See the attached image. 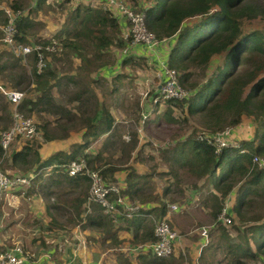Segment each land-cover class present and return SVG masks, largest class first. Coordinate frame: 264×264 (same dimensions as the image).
<instances>
[{"label": "trees", "instance_id": "16d2710c", "mask_svg": "<svg viewBox=\"0 0 264 264\" xmlns=\"http://www.w3.org/2000/svg\"><path fill=\"white\" fill-rule=\"evenodd\" d=\"M131 1L135 4L139 3V0ZM147 1L148 3L142 5L141 8L145 14L147 26L158 38L171 39L167 55L168 64L177 69L182 85H188L193 79L194 73L199 69H207L216 56L225 54L222 61L207 76L205 83L189 93L187 97L167 99L166 107L157 115L164 117L168 123H176L179 121L175 116L176 109L188 114H201L205 126L213 131L239 125L248 117L254 120L256 134L250 139L242 138L239 141L241 146L231 144L223 146L218 151L214 143L198 138V132L195 131L185 136V139L175 142L171 150L165 149L163 152V156H169L172 171L177 172L178 165H180L198 178L206 177L214 184L216 191L204 193L203 202L210 207L215 220L222 212L228 195L239 185L231 213H236L241 220H244V208L249 203V198L258 193L264 195V166H259L254 160L256 156L264 155V30L244 31L241 22L244 18L260 15L264 17V0ZM41 3L42 0H38V5ZM78 3L72 13L71 20L62 25L55 33L54 38H45L44 43L55 41L58 45L78 50L83 47L82 41L87 40L96 48L98 51L96 55L99 57H103V51L110 47L120 50L130 47L132 36L125 32L118 16L100 4L80 1ZM12 6L16 10L21 8L17 3H13ZM134 8L136 9V7ZM5 14V10L0 9V21H7L8 17ZM190 18H194V20H189ZM16 23L15 37L20 42L27 41V27L30 24L28 16L22 14ZM117 60L119 61L118 57L114 62L116 63ZM146 62V56L134 53L125 54L121 61L123 65H130L133 68L144 66ZM106 63L105 65H108L113 62ZM5 65L8 63L5 64L0 60V71L6 68ZM11 65L15 66V63H11ZM32 74L39 94L35 98L24 100L22 108L28 107L29 111H34L39 107L37 109L50 110L64 117L67 116V119L76 117L73 109L55 101L53 89L56 86L62 87L61 79L64 76H59L51 66H46L43 70H39L35 66ZM124 75L127 74L119 73L114 78L121 80ZM65 77L67 84L79 82L73 75ZM17 78V84L23 81L18 75ZM93 80L95 81V78ZM248 86H250L249 89ZM86 90L89 91L85 87L81 92H77L76 97L89 101V97H83ZM93 93L95 92L93 91ZM94 97L97 100H95V110L100 112L92 116L88 114L83 126V129L86 128V130L83 131L82 141L71 143L70 150L60 149L46 158L40 152L41 143L35 145L28 141L21 149L11 154L10 163L32 167L30 170H37L39 174L35 180L41 181L44 185L41 186V189L48 195L59 194V197L63 198L64 194L75 192L76 195L70 196L69 202L64 201V204L74 211L72 215L75 214L77 219L84 221V228L98 227L111 235L114 242L121 244L118 230L114 228L115 221L103 211L101 204L97 202L87 204L89 176L82 173L70 174L65 167L61 166L73 159L81 158L91 165H97L98 163L95 162L101 153L90 152L89 147L93 139H97L103 134L109 133L111 137L116 126V118L105 100H99L95 94ZM160 104L161 101L157 102L155 107L158 108ZM52 136L47 132L45 139L51 140ZM134 137L135 134L130 136L131 139ZM137 143L138 141L134 140L132 146L135 147ZM4 152L0 142V157L4 155ZM49 166L54 167L47 172ZM115 169L117 168L103 169L102 173L107 177L109 174V178L115 180L113 175ZM146 177L145 174L130 170L123 192L131 199L140 196ZM33 185L26 186L27 191ZM170 187L169 185L165 188L166 193L171 189ZM50 188L52 189L49 190ZM91 205H93L92 210H90ZM56 206L59 207V205L54 206L59 209ZM51 207L52 205H50ZM167 211L168 205L165 201L160 207L147 210L159 217H165ZM52 219H57V217L52 214ZM55 222L58 223V220ZM124 222L127 229L131 231L134 242H144L156 238L154 225L149 218L138 215L127 218ZM237 229L242 232L246 231V233L244 241L234 245L235 240L230 238L227 227L225 225L219 227L221 235L231 240L228 246L233 252V259L239 264H249L245 262L244 258L259 257L263 259L264 264V222ZM253 242L255 247L252 245ZM42 243L47 246L46 239L43 238ZM148 255L150 254L138 256L142 264H183L180 260L182 256L174 253L168 257ZM202 255L203 252L200 255V260ZM54 259L56 260L55 264H64V260L59 255Z\"/></svg>", "mask_w": 264, "mask_h": 264}, {"label": "rangeland", "instance_id": "374dc122", "mask_svg": "<svg viewBox=\"0 0 264 264\" xmlns=\"http://www.w3.org/2000/svg\"><path fill=\"white\" fill-rule=\"evenodd\" d=\"M128 2L140 11H142V5L148 3L147 0H139L138 4L131 0ZM13 3L21 6L19 10H22V13L25 16L27 15L30 20V24L27 27V41L22 42L27 44L35 43L36 40L44 43L45 38H54L55 33L62 25L71 20L72 13L79 4L78 0H42L40 5H38V0H0V8L9 9L14 16H17V11L12 6ZM5 13L9 15L6 11ZM12 14L11 17L13 18ZM189 20H194V18ZM3 24L4 21H0V60L5 64L8 63V65H5L6 68L0 71V85L5 89L23 90L25 95L16 107L0 88V130L13 124L15 109L23 112L25 116L32 117L38 126L35 136L31 138L20 137L12 145H24L28 141L33 142L35 145L41 143L40 149L43 148V151L48 153L63 147L67 148L71 146L73 141L82 140L83 131L86 130V128L83 129V126L86 123L88 114L92 116L100 112L95 110L96 98L94 94L97 95L99 100H105L109 104L117 124L120 123V127H114L111 137H107L104 134L105 137L92 138L93 141L89 150H94V153L101 154L95 162L98 163V166L89 165L97 167L101 172L103 169L115 167L117 169L113 171V174L118 173L123 176H125L124 174L127 175L128 169H135L147 175L146 181H144V191L140 196L133 199L142 204L149 200L146 199L148 194L156 195L157 186H162V192L163 188L171 186L169 194L164 195L166 197H164V200L160 198L159 202H167L169 213L165 217L172 228L178 232L180 239L188 238L189 244H191L189 248L186 246V255L184 254L180 258L183 264H194L193 260L195 257L190 253L191 247L193 250L196 248L199 256L203 252L200 263L197 261L195 264H239L233 259V252L228 246L231 240L221 235L219 227L221 225L227 227L230 232V238L232 237V240H235L234 245L244 241L246 231L242 232L237 228H246L251 224L264 222V195L258 193L253 194L249 198L250 201L244 208V220H241L240 216L235 213L230 215L231 222L221 223L211 216L208 206L202 202L204 183L202 184L197 176L180 165H178L179 170L177 172L170 169L169 156H163L165 149L171 150L175 142L185 139L184 137L191 132L215 131L205 126L204 118L201 114H188L176 109L175 116L179 120L176 123H168L164 117H158L157 113L164 110L166 103L161 104L159 108L155 107V94L159 90V84L162 83V80L161 76L158 75L157 67L154 63H150V61H153L146 57V65L133 68L130 65L121 63L125 53H121L120 49L110 47L103 51V57H99V55H96L98 52L96 48L87 40H83V47L78 50L58 44L52 50L45 49L44 65L43 68H40L38 58L36 59L34 54L25 57L23 54L16 55L14 53V47L4 40L2 33ZM241 26L244 31L253 29L264 30V17L260 15L244 18ZM15 41L20 42L17 38H15ZM224 55L216 56L207 69H199L195 72L193 79L188 85L181 84L183 88L189 93L199 88L206 82L207 76L217 64L222 61ZM117 57L119 61L117 60L118 62L116 61L115 63L114 61ZM106 62L113 63L105 65ZM11 63H15V66L11 65ZM35 66L39 70L45 69L46 66H51L59 76H64L61 79L62 87L56 86L53 89L55 101L60 105L73 109L76 117L67 119V116L64 117L59 113L37 109L39 107L35 108L34 111H29L28 107L22 108L24 100L35 98L39 94L33 81L32 71ZM108 67L112 69L109 74L106 73L108 72L106 71ZM119 73L127 75H124L121 80L115 79L114 76ZM17 75L21 80L23 79L19 84H17ZM69 75L75 76L79 82L67 84L65 76ZM94 78L95 81L93 80ZM85 87L89 91L86 90L83 97H89V101L76 97V93L81 92ZM115 87L116 89H114ZM249 88L250 86H248ZM93 91L95 93L92 94ZM46 125L47 128H45ZM255 127L256 124L253 119L250 117L245 118L241 124L232 126L228 135L229 139L232 143H237L241 146L239 141L242 138L250 139L255 136ZM47 132L53 135L51 140L45 139ZM132 134H135L133 139L130 138ZM127 135L129 136L128 139ZM111 140L113 141L110 142ZM134 140L138 141L135 147L132 146ZM46 144L51 145V147H47ZM11 153L10 147L0 157L2 169L10 173L16 171L29 172L32 167L10 163ZM107 175L110 177L109 174ZM32 184L34 185L31 188L29 187L28 191L27 188H23L21 190L24 191L21 192L23 194L14 198L18 201L6 206L4 209L2 206L0 221L11 226V230L15 234L20 235L22 243H29L31 252H34L32 249L36 250L34 253L36 254L35 257H38L47 248L42 243L43 238L46 239L48 247L53 246L58 241L56 236L61 235L65 230L72 232L77 230L78 227L83 230L86 229L87 240L89 242L94 240V236L97 235V232H95L97 229L92 227L84 228V221L77 219L75 214L72 215L74 211L64 204V196L60 198L59 194L48 195L44 193L41 189V186L44 185L40 180H35ZM232 199L235 200L233 197ZM229 200H226V204L227 202L229 203ZM56 204L59 205V207L56 206L59 209L54 208ZM173 204H177L178 208L172 209ZM50 205H52L51 208ZM51 213L57 219H52ZM156 217L159 216L156 215ZM56 220L62 225L56 223ZM204 227L209 229V242H206L202 235ZM121 236L122 238L119 236L120 241H122L121 244L114 242L113 239L105 242L102 236L97 239L96 244L98 247L103 253L107 252L103 256V264H141L138 257H134L133 254L123 248L126 244L134 243V241L129 238L128 233L125 235L121 234ZM75 240L74 242H77ZM252 245L255 247L254 242ZM109 247L112 249H108ZM93 258L96 259V254L93 255ZM244 260L249 264H263V259L259 257H248L244 258Z\"/></svg>", "mask_w": 264, "mask_h": 264}, {"label": "built area", "instance_id": "2783aa9c", "mask_svg": "<svg viewBox=\"0 0 264 264\" xmlns=\"http://www.w3.org/2000/svg\"><path fill=\"white\" fill-rule=\"evenodd\" d=\"M86 3L100 4L106 9H109L114 15L125 23V32L131 34V45L127 49L121 50V53H127L138 44H143L145 53L155 58L158 75L161 76L162 83L159 84V90L155 94V103L160 102L164 104L167 99L178 98L182 99L189 95V91L185 90L179 80L178 71L176 68L169 66L167 53L170 50V38L160 39L151 31L145 19V14L136 10L127 0H86ZM9 14L8 19L2 26V33L4 40L14 47L13 51L16 55L23 54L25 57L34 54V57L39 62V67L44 65V51L52 50L56 47L55 41L50 43L35 42L32 44L16 42L15 35L17 32L16 20L21 16L22 10H16L17 16H14L9 9H5ZM20 13V14H19ZM11 14L14 16L11 17ZM3 92L7 95L10 102L16 107L20 104L25 95L23 90L19 89H5L0 85ZM160 104V105H161ZM146 116V115H145ZM144 116V117H145ZM14 122L11 126L0 130V142L5 150L4 154L9 150L13 142L20 137L31 138L37 133V123L30 116H25L23 112L15 109L13 114ZM232 126L222 131L209 132L202 130L199 132L198 138L206 139L217 146L220 151L223 146L235 144L229 139ZM129 138V136H126ZM254 160L260 165L264 166V155L256 156ZM70 174L82 173L90 178L88 203L97 202L103 207V211L112 218L115 223H120L127 218H133L138 215H146V206L139 201L133 200L126 193L123 192L125 182L120 180H113L105 176L98 168L91 167L84 158L73 159L69 163L62 164ZM54 166H49L47 172L53 169ZM37 170H31L28 173L13 172L10 173L1 167L0 163V211L3 201L8 198L16 190L26 188L32 184L38 176ZM178 205L173 204L172 209H177ZM232 215L230 205L227 202L222 212L216 221L221 223L231 222ZM153 219L155 228V239L146 240L144 242H132L126 244L123 248L134 257L140 254H153L160 257H168L175 252L176 241L180 238L178 232L172 228L166 217H156L154 214H149ZM206 242H209V229L204 227L202 230ZM84 242V240H83ZM207 245V244H206ZM28 256L24 247L20 243L13 245L0 246V264H28Z\"/></svg>", "mask_w": 264, "mask_h": 264}, {"label": "crops", "instance_id": "0c3cea01", "mask_svg": "<svg viewBox=\"0 0 264 264\" xmlns=\"http://www.w3.org/2000/svg\"><path fill=\"white\" fill-rule=\"evenodd\" d=\"M78 1L86 3V0H78ZM122 25H123V27L126 26L125 23H123V22H122ZM124 30H125V28H124ZM168 41H170V44H171V39L168 40ZM133 49H135V50L128 51L125 54L134 53V54H138V55H144L147 58H149V60L151 59L153 61V62L150 61V63H154V65L156 66L155 58L152 57L151 55H148V54L145 53V50H144L145 47H144L143 44H138ZM164 54L168 55L167 51H164ZM110 70H112V69L108 67L106 69V71H108V72H106V73L109 74ZM160 106L161 105H159V107ZM116 126L120 127V123L117 124V122H116ZM105 135L108 137L109 133H106ZM102 137H105L104 134L102 135ZM79 141H82V140L73 141V142H79ZM46 146L49 147V148L51 147V145H47V144H46ZM22 147H23V145L14 144V145L11 146V151L13 153L16 150L21 149ZM61 149L70 150V146L67 147V148L63 147ZM58 150H60V149H57L56 151H58ZM56 151H54V152H50L49 151L48 153H46L47 151L46 152L43 151V148L40 149V152H41V154H42V156L44 158L50 156L51 154L55 153ZM93 151L94 150H92V152ZM131 169H133V168H131ZM129 170L130 169L127 170V175H128ZM135 172H137L139 174H142L141 172H138L137 170H135ZM113 175H114L115 178H117V180H120V181L123 180V182H126V179H127V175L126 174H124L125 176H123L121 174H118V173L113 174ZM199 180H201L202 184L204 183L203 194L204 193H208L210 191H216V187L214 186V184L211 183L210 180H208L206 177L199 178ZM144 181H146V180H144ZM144 185H145V182H144ZM143 188H144V186H143ZM238 188H239V185H237L234 188L235 190L233 189L235 191V193L233 191L227 197L228 200H229V197H230V200H229L230 210L232 209V206L234 205V202L236 200V197H237V194H238ZM156 189L158 190L157 192L155 191L156 195L153 196L151 194H148L146 196V199H149V200H146L145 203H144V205L146 206V208H145L146 209L145 210L146 215H143V216L149 218L151 223L153 222V219L150 216H148L149 214H151V212H147V210H149V208L160 207L161 203H162V202H159L160 198H161V200H164L166 198L165 196L168 195L169 194L168 192L170 191L169 190L166 193L165 189L163 188V192H162V186H157ZM21 190H18V191L16 190L14 193L10 194L8 196V198H6L3 201V203H2L3 209L6 206H9L10 204L15 203L16 201H18V200L14 199V198L16 196L19 197L18 195H22L23 194L21 192H24V191H21ZM73 194L76 195L75 192H72V193H69V194H64L65 201L69 202V198ZM203 194H202V202H203V198H204ZM232 197L235 200H233ZM232 202H233V204H232ZM87 204H89V203L87 202ZM92 206L93 205H91L90 210H92ZM208 210H209V212L211 214V209H210L209 206H208ZM168 211L166 213V216L169 213ZM232 215H234V214L232 213ZM211 216H212V214H211ZM92 228L97 229L95 231V232H97V235L94 236V240L93 241L91 240L89 242L87 240V235L85 233L86 229L83 230V229L78 227L77 230L72 231L73 233L70 230H65L64 232H62L61 235L59 234L58 236H56L58 241L55 242V244L53 246H49V247L46 246L47 248L45 249V251L42 254H40L38 257H35L36 254H34V253L36 252V250L32 249V251H34V252H31V249L29 247V243H22L21 242L22 239L20 238V235L19 234H15V232H13L11 230V226H9L8 224L6 225L5 222L0 221V246H8V245H13L14 243H20L24 247V249H25V251L27 253V256L29 258L28 264H55L56 260L54 259V257L57 256V255H59V257L64 260V264H103V256L107 252L105 251L103 253L102 250L96 244V241H97V239L100 236H102V239L105 242L106 241L107 242L110 241L112 239V237H111V235H109L108 233H106L105 231H103L102 229H100L98 227H92ZM114 228H115V230H118V237L120 236L122 238L121 234L125 235V234L128 233L129 238H131V240H133L132 233H131V231H129L127 229V225L124 222V220L122 222H120V223H115ZM75 239H77V240H75ZM35 240H37V239H35ZM74 240L77 241V242H74ZM83 240H84V242H83ZM188 240H189L188 238H184L183 240L179 238L176 241V249H175V252H174L175 255H181V256H183L184 254L186 255V246L189 248V246L191 245V244H189ZM108 249H112V248L109 247ZM190 253L192 255H194V257H195L194 260H193L194 264L197 261H199V263H200V256H199V253H197L196 248H194V250H193V248L191 247L190 248ZM94 254H96V259L93 258ZM151 255H153V254H150L148 256H151ZM198 256H199V258H197ZM136 257H138V256H136ZM138 259L140 260L139 257H138Z\"/></svg>", "mask_w": 264, "mask_h": 264}]
</instances>
